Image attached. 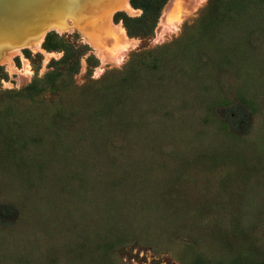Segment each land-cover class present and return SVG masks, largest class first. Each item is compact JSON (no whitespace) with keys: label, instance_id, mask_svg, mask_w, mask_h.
Wrapping results in <instances>:
<instances>
[{"label":"rangeland","instance_id":"374dc122","mask_svg":"<svg viewBox=\"0 0 264 264\" xmlns=\"http://www.w3.org/2000/svg\"><path fill=\"white\" fill-rule=\"evenodd\" d=\"M6 1L0 264H259L264 9Z\"/></svg>","mask_w":264,"mask_h":264},{"label":"trees","instance_id":"16d2710c","mask_svg":"<svg viewBox=\"0 0 264 264\" xmlns=\"http://www.w3.org/2000/svg\"><path fill=\"white\" fill-rule=\"evenodd\" d=\"M129 2L134 8L141 9V14L137 17H130L122 11H117L113 19L121 20L129 34L150 33L156 25L166 0H129ZM233 4L240 5L243 10H247L249 6L264 9V0H233ZM62 43L55 32H48L44 38L43 47L46 50H65ZM62 59H65V56ZM259 264H264V258L259 261Z\"/></svg>","mask_w":264,"mask_h":264},{"label":"crops","instance_id":"0c3cea01","mask_svg":"<svg viewBox=\"0 0 264 264\" xmlns=\"http://www.w3.org/2000/svg\"><path fill=\"white\" fill-rule=\"evenodd\" d=\"M6 10H7V1L6 0H0V21H2V19H5ZM20 15H21V12H20ZM21 16H20V18H21ZM20 20H22V19H20ZM7 28H8V26H6V23L3 24L2 26H0V50L6 46L8 36L10 38L12 37L11 34H8ZM10 29H12V28H10Z\"/></svg>","mask_w":264,"mask_h":264},{"label":"bare ground","instance_id":"6f19581e","mask_svg":"<svg viewBox=\"0 0 264 264\" xmlns=\"http://www.w3.org/2000/svg\"><path fill=\"white\" fill-rule=\"evenodd\" d=\"M10 2L7 3V5L9 4Z\"/></svg>","mask_w":264,"mask_h":264}]
</instances>
